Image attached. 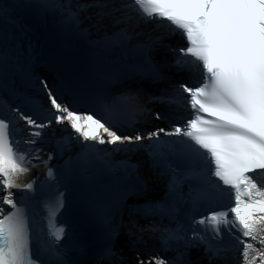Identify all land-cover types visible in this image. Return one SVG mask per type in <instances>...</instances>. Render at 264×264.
<instances>
[{"label":"snow or ice","instance_id":"1","mask_svg":"<svg viewBox=\"0 0 264 264\" xmlns=\"http://www.w3.org/2000/svg\"><path fill=\"white\" fill-rule=\"evenodd\" d=\"M33 17L91 50L87 80L33 40ZM180 73L198 84L170 83ZM125 78L168 86L100 87ZM0 89L20 101L0 97V264H264V0H0ZM80 186L98 248L73 226ZM145 236L171 254L127 259Z\"/></svg>","mask_w":264,"mask_h":264},{"label":"bare ground","instance_id":"2","mask_svg":"<svg viewBox=\"0 0 264 264\" xmlns=\"http://www.w3.org/2000/svg\"><path fill=\"white\" fill-rule=\"evenodd\" d=\"M160 57L158 56L157 57V59H159ZM42 77H46L45 76V73L43 72L42 73ZM137 81H146V79H138ZM165 84V83H164ZM2 92L3 91H1V89H0V97H3L4 99H6V100H8L7 98H6V96H4L3 94H2ZM9 101V100H8ZM152 122H154V124H159V123H157V121H152ZM163 124H165V125H170V122H164ZM45 172V170L44 169H37V170H34L31 174H30V176L27 178V179H31V178H33V177H35L36 175H38V174H40V173H44ZM137 253H141V252H135V253H131L130 252V249H125V257L127 258V259H133L136 255H137ZM145 254V253H144ZM141 259H147V258H145V255H142L141 256Z\"/></svg>","mask_w":264,"mask_h":264},{"label":"water","instance_id":"3","mask_svg":"<svg viewBox=\"0 0 264 264\" xmlns=\"http://www.w3.org/2000/svg\"><path fill=\"white\" fill-rule=\"evenodd\" d=\"M45 76H46V78H48L49 81L51 82L52 78H51L47 73H45Z\"/></svg>","mask_w":264,"mask_h":264},{"label":"rangeland","instance_id":"4","mask_svg":"<svg viewBox=\"0 0 264 264\" xmlns=\"http://www.w3.org/2000/svg\"><path fill=\"white\" fill-rule=\"evenodd\" d=\"M39 76H41L42 77V75L40 74Z\"/></svg>","mask_w":264,"mask_h":264}]
</instances>
